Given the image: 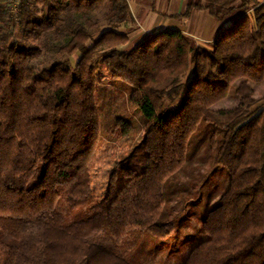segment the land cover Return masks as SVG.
Returning <instances> with one entry per match:
<instances>
[{"label":"trees","instance_id":"1","mask_svg":"<svg viewBox=\"0 0 264 264\" xmlns=\"http://www.w3.org/2000/svg\"><path fill=\"white\" fill-rule=\"evenodd\" d=\"M195 9L241 14L210 46L161 29L125 48L127 0H17L15 10L0 0V245L11 264H136L143 233L173 231L163 184L201 121L220 129L210 142L229 180L182 264H264V101L251 109L264 83V0H187L174 17ZM101 70L127 85L143 126L94 200ZM231 86L236 104L215 109ZM133 129L117 116L106 131Z\"/></svg>","mask_w":264,"mask_h":264},{"label":"rangeland","instance_id":"2","mask_svg":"<svg viewBox=\"0 0 264 264\" xmlns=\"http://www.w3.org/2000/svg\"><path fill=\"white\" fill-rule=\"evenodd\" d=\"M240 14L241 10L236 9L221 20V30L232 24ZM126 28H129L130 39L134 26L131 24ZM99 76L97 102L101 129L88 162L94 200L101 196L115 164L142 136L143 126L140 113L127 101V85L111 80L104 70H101ZM232 88H229L225 99L214 104L215 109H226L236 104ZM255 96L260 100L251 109L264 101V83L256 84ZM117 116L131 119L134 129L127 136L106 131ZM212 135L217 140L220 129L205 121H201L190 134L185 161L177 172L165 180L162 189L165 198L164 218L173 222V231L162 239L143 233L133 250L138 259L136 264H182L189 250L205 238L201 228L202 220L207 210L217 204L229 180L226 169L214 162L215 148L210 142ZM12 259L13 253L0 245V264H11Z\"/></svg>","mask_w":264,"mask_h":264},{"label":"crops","instance_id":"3","mask_svg":"<svg viewBox=\"0 0 264 264\" xmlns=\"http://www.w3.org/2000/svg\"><path fill=\"white\" fill-rule=\"evenodd\" d=\"M134 28L125 48H130L161 29H178L195 39L196 44L210 46L221 30L220 21L203 10L195 9L188 17H174L184 12L187 0H127ZM209 44V45H207Z\"/></svg>","mask_w":264,"mask_h":264},{"label":"built area","instance_id":"4","mask_svg":"<svg viewBox=\"0 0 264 264\" xmlns=\"http://www.w3.org/2000/svg\"><path fill=\"white\" fill-rule=\"evenodd\" d=\"M17 2V0H9L10 3V7L12 10H15V3Z\"/></svg>","mask_w":264,"mask_h":264}]
</instances>
